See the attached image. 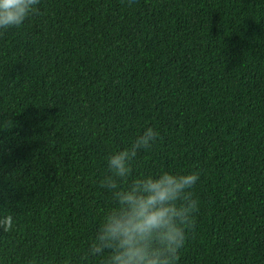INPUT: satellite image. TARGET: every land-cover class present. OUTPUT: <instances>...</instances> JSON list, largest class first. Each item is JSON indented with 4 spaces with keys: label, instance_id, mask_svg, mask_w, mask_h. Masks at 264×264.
Segmentation results:
<instances>
[{
    "label": "trees",
    "instance_id": "1",
    "mask_svg": "<svg viewBox=\"0 0 264 264\" xmlns=\"http://www.w3.org/2000/svg\"><path fill=\"white\" fill-rule=\"evenodd\" d=\"M0 32V260L69 264L109 201L105 156L199 170L178 264H264V0H39Z\"/></svg>",
    "mask_w": 264,
    "mask_h": 264
},
{
    "label": "clouds",
    "instance_id": "2",
    "mask_svg": "<svg viewBox=\"0 0 264 264\" xmlns=\"http://www.w3.org/2000/svg\"><path fill=\"white\" fill-rule=\"evenodd\" d=\"M38 5L39 0H0V32L21 26L38 13ZM159 138L155 126L144 125L126 146L105 156L97 187L109 204L69 264H178L200 208L194 195L200 172H136L138 155ZM15 228L12 211L0 207V233L10 234ZM23 259L25 264H43L39 257Z\"/></svg>",
    "mask_w": 264,
    "mask_h": 264
}]
</instances>
